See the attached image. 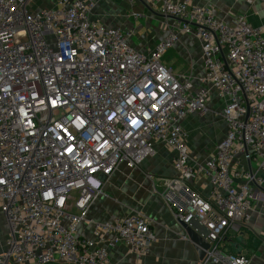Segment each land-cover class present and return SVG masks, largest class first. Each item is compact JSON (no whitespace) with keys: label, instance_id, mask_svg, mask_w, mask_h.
<instances>
[{"label":"built area","instance_id":"2783aa9c","mask_svg":"<svg viewBox=\"0 0 264 264\" xmlns=\"http://www.w3.org/2000/svg\"><path fill=\"white\" fill-rule=\"evenodd\" d=\"M157 1L177 28L141 53L131 31L92 20L96 0L45 9L0 0V264H111L115 243L141 259L153 240L143 214L92 223L96 241L77 228L102 192L99 177L121 163L140 166L155 142L174 152L177 178L168 188L185 205L176 218L205 229L209 249L199 264H249L222 243L241 234L255 201L264 210V31L245 15L226 22L211 6ZM181 34L200 41L205 86L197 91L162 63ZM208 87L223 101L226 130L198 164L183 123L208 110ZM196 175L210 185L209 198L185 187Z\"/></svg>","mask_w":264,"mask_h":264},{"label":"crops","instance_id":"0c3cea01","mask_svg":"<svg viewBox=\"0 0 264 264\" xmlns=\"http://www.w3.org/2000/svg\"><path fill=\"white\" fill-rule=\"evenodd\" d=\"M34 1L35 4L31 3L32 9L55 5V0ZM189 1L191 6H211L216 17L226 22L245 15L253 28L264 31V0ZM91 17L104 28L131 31L133 35L130 44L141 53L154 49L156 44L177 28L173 20L160 13V2L157 0H96ZM162 63L176 76L188 77L196 91L205 86L202 81L200 41L195 36L181 34L177 43L163 56ZM207 89L208 110L200 115L195 113L188 116L183 123L193 163L198 164H203L213 154L226 130L220 116L223 101L209 87ZM154 147L155 154L140 166L130 168L124 163L118 166L103 184L102 192L89 204L77 233L96 241L91 230L92 223L111 222L140 213L153 222V240L148 252L137 259L127 246L115 243L108 251L111 264H199L194 245L186 236L181 220L176 218L180 210H185L184 201L180 200L179 194L168 188L169 181L177 178L173 168L174 152L159 142H155ZM184 185L202 198L210 196L211 187L201 176H194ZM255 196L259 197V192ZM69 210L79 213L71 206ZM187 225L205 234V229L197 220L193 219ZM222 248L228 253L248 255L249 264H264V210L259 201L253 203L241 234L229 236L222 243Z\"/></svg>","mask_w":264,"mask_h":264},{"label":"water","instance_id":"95a60500","mask_svg":"<svg viewBox=\"0 0 264 264\" xmlns=\"http://www.w3.org/2000/svg\"><path fill=\"white\" fill-rule=\"evenodd\" d=\"M99 179L102 183H105L107 177L101 175ZM180 224L184 229V232L186 233V236L188 237L189 241L194 245L199 260L202 261L206 255V251L209 249V243L206 241L203 234H200L193 228L189 227L183 221H180Z\"/></svg>","mask_w":264,"mask_h":264},{"label":"rangeland","instance_id":"374dc122","mask_svg":"<svg viewBox=\"0 0 264 264\" xmlns=\"http://www.w3.org/2000/svg\"><path fill=\"white\" fill-rule=\"evenodd\" d=\"M33 2L35 4V1L34 0H33ZM176 77L183 78V79H187V80L189 79L188 77H185L183 75L176 76ZM196 115H200V113H198ZM6 237H7V226H6V223H5L4 218L0 216V253H2L3 251H5L7 249ZM8 264H12V263L11 262H8Z\"/></svg>","mask_w":264,"mask_h":264}]
</instances>
